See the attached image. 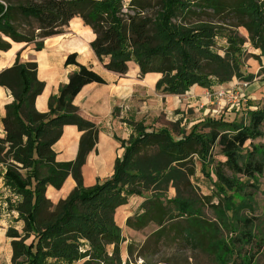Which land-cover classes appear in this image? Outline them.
Listing matches in <instances>:
<instances>
[{"label":"trees","instance_id":"trees-1","mask_svg":"<svg viewBox=\"0 0 264 264\" xmlns=\"http://www.w3.org/2000/svg\"><path fill=\"white\" fill-rule=\"evenodd\" d=\"M200 1L24 0L13 5L0 0V51H8L11 43L33 44L39 51L44 39L63 34L69 21L78 17L95 35L90 47L96 58L101 63L108 59L106 70L123 76L132 61L141 76L161 75L156 90L164 94L181 95L194 85L210 91L233 77L249 82L252 76L243 77L239 70L241 50L235 38L228 40L230 57L220 56L211 48L216 37L213 28H186L179 18L192 9L205 7L214 13L229 11L264 58V0ZM17 21L35 22L37 33L22 31L15 25ZM76 56L68 55L65 65H76L78 70L59 87L56 96L49 98L46 113L35 109L36 97L44 87L36 77L35 63L16 60L12 67L0 71V87L12 97L5 106L4 137L0 138L3 186L10 194L4 202L8 210L16 211L17 221L23 222L21 234L13 228L6 233L12 239L11 264H122L119 245L123 240L114 220L117 208L126 205L131 197H142L143 213L135 220L128 218L126 226L140 230L152 222L162 227L168 213L160 194L168 187L176 192L169 204L179 217L189 221L185 236L200 241L206 235L207 247L220 264H237L232 261L235 247L248 245L254 238L253 222L240 216L245 207L251 208L248 204L252 200L239 191L241 200L229 203L233 231L238 227V232L227 244L213 241L212 225L200 223V210L185 197L189 193L181 194L180 189L191 187L193 157H199L204 168L215 147L224 158L213 166L222 187L229 184L224 169L247 180L263 173L264 149L251 142L262 137L264 102L254 110H245L239 121L225 120L223 115L206 118L177 139L166 128L147 131L142 123L131 124L134 134L121 142L124 151L115 161L113 175L84 187L81 168L96 143L98 130L78 115L72 100L86 84L104 81L90 68L78 65ZM240 105L244 104L236 107ZM68 125L83 132L78 153L72 162H56L52 147ZM198 127L207 132L197 133ZM247 142L249 148H245ZM68 176L75 181V188L53 205L45 197L46 188L60 189ZM238 258L240 264L253 263L251 255Z\"/></svg>","mask_w":264,"mask_h":264},{"label":"crops","instance_id":"crops-1","mask_svg":"<svg viewBox=\"0 0 264 264\" xmlns=\"http://www.w3.org/2000/svg\"><path fill=\"white\" fill-rule=\"evenodd\" d=\"M94 39L95 35L90 27L84 25L80 18L74 17L65 27L63 34L44 39L43 47L39 51L34 49V45L24 43H11L8 51H0V71L12 67L16 60L19 63L36 64V77L44 84L42 92L35 100V109L39 113L48 111L49 98L56 96L59 87L66 84L68 77L78 70L76 65H65V60L70 54H76L78 65L90 68L104 81V84H86L72 100L78 115L98 130L96 143L81 168L84 187H92L113 175L115 161L124 151L121 142H126L134 134L131 124L142 123L147 131L166 128L177 138L182 131L174 132L172 127L189 131L193 127L192 124L204 121L209 106L218 101L213 94L230 84L214 86L210 91L194 85L181 95L164 94L156 90V83L161 75L147 73L141 76L139 67L132 61L128 63V70L123 76L106 70L104 64L108 59L101 63L90 47ZM11 101L9 91L0 87V138L4 137L2 119L5 116V106ZM214 112L217 113V110H212V114ZM82 135L83 132L78 131L75 126L63 127L60 138L52 147L56 162H72L76 159ZM2 172L0 167V186L8 193L6 198L10 194L3 186ZM75 186L73 178L68 176L60 189L48 186L45 197L56 205L64 200ZM140 199L144 198L131 197L126 205L117 208L114 220L120 230L126 225L127 219L133 216L136 208L141 206ZM3 203L0 204V235L8 243V247L3 258L0 254V264H11L12 239L7 237L6 233L9 228L16 230L12 226L14 224L23 229V222L17 221L16 211L8 210V204L4 201Z\"/></svg>","mask_w":264,"mask_h":264},{"label":"rangeland","instance_id":"rangeland-1","mask_svg":"<svg viewBox=\"0 0 264 264\" xmlns=\"http://www.w3.org/2000/svg\"><path fill=\"white\" fill-rule=\"evenodd\" d=\"M7 1L13 5L24 2V0ZM191 1L201 2L200 0ZM221 1L225 2L228 0ZM124 12L127 14L128 10L125 8ZM181 20V24L186 28L192 29L202 26L213 28L216 32V37L211 48L220 56L227 55L230 57V43L228 40L235 38L238 44L237 47L241 50L240 73L243 77L252 76L249 82L233 77L228 82L230 84L226 83L228 85H225L223 89L224 92H229L233 89L239 90L246 100L244 105H240V108H237L235 107L236 105H230L232 104L230 102L225 101L224 104H217L218 102L216 101L209 106L206 118L211 116L217 118L223 115L225 120H233L235 118V120L239 121L245 110H254L261 107L264 102V58L260 56L259 50L251 45L247 31L243 27L237 26L236 19L230 15L229 11L214 13L206 7L202 10L192 9L183 19L179 18V21ZM15 25L22 31L25 29L26 31L37 33L35 31L37 24L33 21L29 24L17 21ZM244 84H247V86H244ZM219 107L223 108L219 109ZM214 109L217 110V113L214 112L212 114ZM191 114H193L192 111ZM194 125L192 124V126ZM172 130L174 132L182 131L187 134L191 129L188 131L187 129L173 126ZM197 131H199L197 133H206L207 129L198 127ZM261 131L262 137L251 143L255 147L264 149V125L261 127ZM174 138L177 139L176 136ZM249 144L250 142H247L245 148H249ZM223 161L224 158L220 154L218 147L213 148L209 152L208 159H206V162H209L207 163L209 167L204 165L203 168L200 158L197 156L193 157L194 175L190 178L191 187H182L180 193H189L185 197L188 196L187 198L195 203L196 208L200 210V223L203 226L212 225L211 236L213 241L222 240L228 244L230 239L235 237L238 232V227L236 232L233 231L235 226L233 227V219H231V214L228 211L229 203L237 204L241 200L238 192L243 191L252 200V204H248L251 208L245 207L240 212V216L253 222L254 238L248 245L235 247L236 252L235 256H232V261L240 264L239 256L242 258L245 255H251L252 264H264V170L261 175H256L253 179L247 180L224 169V174L229 181L225 188L218 183L213 173V166ZM175 194V189L172 187H168L160 194V199L164 202L165 212L168 213L162 227L150 222L140 230H133L126 225L121 229L123 242L119 245V250L122 264H220L207 247L208 238L206 235L201 237L200 241L198 239L194 241L192 238L185 236L184 228L189 225V221L186 218L179 217L177 211L168 202ZM5 195H8V193L0 186V204L3 203ZM144 196L149 197L147 193ZM140 200H142L140 203L142 205L145 199ZM142 213L143 211H141L139 206L134 211L131 219L135 220ZM219 213H224V217H221ZM223 218L225 219L222 220ZM12 226L22 233L20 225L14 224ZM7 247L8 243L0 235L1 258L5 256ZM111 249L112 247H109L108 251H111ZM76 264H82V262Z\"/></svg>","mask_w":264,"mask_h":264},{"label":"built area","instance_id":"built-area-1","mask_svg":"<svg viewBox=\"0 0 264 264\" xmlns=\"http://www.w3.org/2000/svg\"><path fill=\"white\" fill-rule=\"evenodd\" d=\"M244 86H247V84H244ZM213 96H215L218 100L217 104H224L225 101L232 103L230 105L244 104L246 102L245 98H243V95L237 89H233L229 92L220 90L219 92H215Z\"/></svg>","mask_w":264,"mask_h":264}]
</instances>
